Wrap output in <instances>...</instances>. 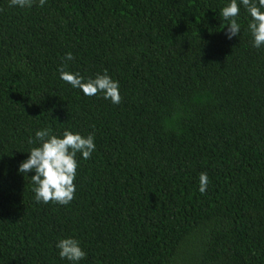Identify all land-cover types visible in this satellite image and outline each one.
<instances>
[{
  "label": "trees",
  "instance_id": "1",
  "mask_svg": "<svg viewBox=\"0 0 264 264\" xmlns=\"http://www.w3.org/2000/svg\"><path fill=\"white\" fill-rule=\"evenodd\" d=\"M227 3L0 0V264H69V235L80 264H264V46L243 7L227 38ZM62 65L107 70L121 102L83 95ZM44 128L95 137L68 205L37 203L18 172Z\"/></svg>",
  "mask_w": 264,
  "mask_h": 264
},
{
  "label": "clouds",
  "instance_id": "2",
  "mask_svg": "<svg viewBox=\"0 0 264 264\" xmlns=\"http://www.w3.org/2000/svg\"><path fill=\"white\" fill-rule=\"evenodd\" d=\"M35 0H10V6L25 8L31 7ZM47 0H39L43 7ZM248 14L250 22L247 30L251 33L253 46L261 48L264 46V0H228L226 6L221 9L222 17L229 21L227 26V38L232 39L241 32V25L237 22L241 8ZM71 52L67 53L64 59L73 60ZM59 78L79 89L85 96H96L102 94L105 100L112 104L121 102L120 83L113 79L107 70L97 73L94 77H85L79 72L65 70L62 65L58 69ZM35 140L39 146L32 147L28 157L18 168V172L27 175L34 171L35 175L31 180L35 187L33 192L37 203L55 202L60 205H68L74 198L77 190L75 183L80 158L89 159L96 150L94 134L82 135L79 132L65 130L61 134H54L51 129L44 128L35 132ZM30 143H33L30 139ZM209 185L207 173L199 176V192L206 193ZM56 249L62 260L69 264H80L87 256L81 241L75 236L69 235L57 240Z\"/></svg>",
  "mask_w": 264,
  "mask_h": 264
}]
</instances>
